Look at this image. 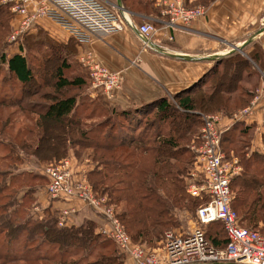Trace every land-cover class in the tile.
Segmentation results:
<instances>
[{"label": "trees", "instance_id": "trees-1", "mask_svg": "<svg viewBox=\"0 0 264 264\" xmlns=\"http://www.w3.org/2000/svg\"><path fill=\"white\" fill-rule=\"evenodd\" d=\"M121 3L134 14L160 16L154 0ZM12 20L10 7L0 5V264H124L114 242L93 221L58 226L59 209L35 200V183L47 184L45 177L14 170L32 159L45 165L62 161L70 150L77 160L93 161L96 166L87 174L93 191L121 207L120 220L134 243L151 248L177 226L176 211L195 213L206 203L205 197L186 192L183 178L193 161L189 144L202 114L229 116L250 104L264 71L260 38L248 37L243 53L230 51L215 60L186 89L120 109L102 96L87 99L89 78L75 58L72 38L61 43L40 28L20 37V52L8 54ZM81 97L97 103L102 121L84 123L97 110L82 117ZM18 112L27 119L20 129L14 121ZM252 135V127L236 123L223 134L221 149L227 158L237 157L242 168L230 184L232 209L243 227L264 234V153L247 156ZM36 205L42 206L37 214ZM30 206L33 217L26 210ZM215 225L223 240L217 233L205 236L221 249L226 244L222 225L207 226Z\"/></svg>", "mask_w": 264, "mask_h": 264}, {"label": "built area", "instance_id": "built-area-1", "mask_svg": "<svg viewBox=\"0 0 264 264\" xmlns=\"http://www.w3.org/2000/svg\"><path fill=\"white\" fill-rule=\"evenodd\" d=\"M11 1L14 2L12 11L23 19L10 38L17 44L39 19L54 23L80 47L89 45L94 36L117 35L125 30L134 32L140 44L148 47L149 43L153 44L152 38L157 31L153 23L138 22L133 14L122 8L110 7L100 0H43L34 13L27 9L30 0ZM157 3L161 7V16L166 18L165 27L171 29L187 28L206 14V7L185 6L183 0H157ZM81 62L89 78L88 95L91 98L102 96L107 102L113 100L122 86L121 74L88 56ZM262 97L257 89L250 104L230 116L219 112L201 115L199 136L190 147L194 154V168L186 175V192L193 198L207 199L195 212L199 228L183 236L170 231L158 243L162 246L158 248H145L134 243L120 220L121 207L109 202L107 196L93 191L87 178L90 167L94 168L90 166L92 162L85 159L74 164L70 157L42 169L47 180L42 192L46 203L68 205L58 212V226L75 225L74 217L79 210L77 202H80L102 219L103 226L98 231L114 242L129 264H264V234L243 227L231 207L230 184L240 175L242 168L237 157L227 158L221 149L223 134L236 123L245 124ZM256 131L261 137L264 135V117L257 124ZM260 142L256 146L251 145L250 153H264V143ZM196 173L200 181L193 184ZM41 209L42 206L37 205L34 213L41 212ZM215 222L220 223L225 232L226 244L221 249L211 246L201 229Z\"/></svg>", "mask_w": 264, "mask_h": 264}, {"label": "crops", "instance_id": "crops-1", "mask_svg": "<svg viewBox=\"0 0 264 264\" xmlns=\"http://www.w3.org/2000/svg\"><path fill=\"white\" fill-rule=\"evenodd\" d=\"M42 1L30 0L27 5L28 11L36 12ZM100 1L110 7L122 8L133 14L138 22L153 23L157 31L152 38V43L161 49V52H158L149 46L144 47L136 34L129 30L117 35L94 36L87 46L76 45L75 58L78 61L81 62L82 58L88 56L109 70L121 74V91L108 102L120 109L139 106L186 89L199 79L215 60L232 51L233 47H241L248 42V37L260 38L264 34V0H217L206 7V14L201 19L187 28L176 29L165 27L166 18L161 16V7L157 0H154V7L160 11L159 17L134 14L122 7L121 0ZM183 2L191 5L195 0H183ZM0 5L10 7L13 14L11 25L14 33L19 29L23 19L12 11L13 1L0 0ZM40 28L58 42L66 43L70 38L48 19L36 21L26 34H36ZM10 38L8 39L10 49H14L19 44L12 42ZM260 42L264 47V38H261ZM17 49L20 52L19 47ZM12 52L14 54L15 51L12 50ZM85 72L87 73L86 70ZM262 77L264 78V71ZM258 89H262L263 97L256 105L253 115L244 124L253 128L250 148H252L251 145L256 146L261 143V135L256 130L257 124L264 117L263 81ZM71 160L74 164H80L74 157ZM39 198L44 206L51 204V202L46 203L43 196ZM52 206L53 209L60 210L68 205L53 203ZM77 207L79 210L74 217L75 225L90 220L96 224L97 231L103 226L102 219L91 210L85 208L80 202H77ZM124 264L129 263L125 261Z\"/></svg>", "mask_w": 264, "mask_h": 264}, {"label": "rangeland", "instance_id": "rangeland-1", "mask_svg": "<svg viewBox=\"0 0 264 264\" xmlns=\"http://www.w3.org/2000/svg\"><path fill=\"white\" fill-rule=\"evenodd\" d=\"M141 22V21H140ZM261 38H264V34L260 37V39ZM17 47L18 46H16L14 49H10V48H8L9 50H8V54H13V52H12V50L13 51H15L14 53H18V49H17ZM80 62V61H79ZM80 64H81V67H82V69H84L85 67L82 65V62H80ZM84 70H86V68L84 69ZM87 71V70H86ZM262 81H263V83H264V78L262 77ZM16 87V86H15ZM120 91H121V89H120ZM119 91V92H120ZM258 91L260 92V93H263L262 92V89H258ZM85 96L87 97V99H89V100H91L89 97H88V93L87 92H85ZM83 97H81L79 100H78V103H81V102H83V104H84V108H81L80 110V113H81V115H82V117H83V115H85V116H87L88 114H89V112H91V110L92 109H94L95 108V110H97L96 111V117L94 118V119H92L91 121L89 120H86V121H84V123L86 124V125H89V126H91V125H93L94 123H97V122H100V121H102V116H101V114H99V109L98 108H96L97 107V103L96 102H93V103H90L89 102V100H85V99H82ZM112 101V100H111ZM100 103V102H99ZM11 112V110H8V112H5V115H6V113L7 114H9ZM216 113V112H215ZM220 113V112H219ZM209 114V113H208ZM222 114V113H221ZM15 116H18L17 118H14V121H15V126H16V129H20L21 127H22V125H24V124H26V122H27V119H26V117L23 115V114H21V113H17ZM101 116V117H100ZM224 116H228V115H224ZM230 116V115H229ZM81 117V118H82ZM201 123H202V121H201ZM201 126H202V124H201ZM200 129H201V127H200ZM200 129H199V132H198V135L196 136V137H194L193 139H192V142L189 144V147H191L192 145H194L193 144V142H195L196 140H197V138H198V136H199V133H200ZM194 140V141H193ZM198 143V141L195 143V144H197ZM191 150V149H190ZM248 152H247V156L250 154V149H248L247 150ZM224 153V152H223ZM68 157H71V158H73L74 157V154H73V152L70 150V152H69V155H68ZM77 160V159H76ZM85 159H83L82 161H84ZM78 162H82V161H80V160H77ZM193 161H194V154H193ZM193 161H192V165L188 168V170H187V172L190 170V169H192V168H194L193 167ZM91 162V161H90ZM93 162V161H92ZM90 164V163H89ZM96 166V164H94V162L92 163V164H90V166H93V167H95ZM45 166V164H40V163H38V162H36V160L35 159H32V160H30L29 162H27V163H25L24 165H22L18 170H14V173L16 174V175H20V174H34V175H36V176H39L40 178L41 177H44L43 175H42V169H43V167ZM90 169L91 170H93V168L92 167H90ZM187 175V174H186ZM184 176V178H183V181H184V184H185V187H187V182H188V179H187V176ZM195 181H198V183H199V181H200V178H199V175H198V173H196V176H195V180L193 181V182H191V183H196ZM1 183H2V179H0V185H1ZM45 183H43V181H41V180H39V181H37L36 183H35V188H36V190H38L37 191V197H35V200L36 199H40L39 197L41 196H43L42 195V192H43V189L45 188ZM22 193H24V192H22ZM22 193L20 194V196L22 195ZM33 206V205H32ZM32 206H30V207H28L26 210H27V213L28 214H31V216H32V213H31V211H32ZM37 206V205H36ZM35 206V207H36ZM34 207V208H35ZM196 212V211H195ZM175 214H176V220H177V226L175 225L173 228H171V229H169L170 231H171V233H180L182 236L183 235H185V234H187V233H189V232H192L194 229H196V228H199V224L197 223V221H196V216H195V213L193 212H188L187 210H184V209H179L178 211H176L175 212ZM33 217V216H32ZM87 221V220H86ZM85 222V221H84ZM263 226H264V224H263ZM204 232H205V234L208 236V235H212V234H214V233H217L218 234V236H217V239H218V241H222L223 240V232L221 231V228L220 227H217L216 225L215 226H206V227H202L201 228ZM163 240V239H162ZM161 240V241H162ZM160 241V242H161ZM160 242H158V243H160ZM146 246L147 245H144V247L146 248ZM148 247V246H147ZM158 247H162L161 246V244H156V245H154V246H152L151 248H158Z\"/></svg>", "mask_w": 264, "mask_h": 264}, {"label": "water", "instance_id": "water-1", "mask_svg": "<svg viewBox=\"0 0 264 264\" xmlns=\"http://www.w3.org/2000/svg\"><path fill=\"white\" fill-rule=\"evenodd\" d=\"M247 43H244L241 47H233L232 51H238V52L242 53V50H243L245 44H247ZM222 56H224V55H222Z\"/></svg>", "mask_w": 264, "mask_h": 264}, {"label": "bare ground", "instance_id": "bare-ground-1", "mask_svg": "<svg viewBox=\"0 0 264 264\" xmlns=\"http://www.w3.org/2000/svg\"><path fill=\"white\" fill-rule=\"evenodd\" d=\"M148 46L151 47L152 49H155V50L158 51V52H161V49L158 48L155 44H151V43H149Z\"/></svg>", "mask_w": 264, "mask_h": 264}]
</instances>
